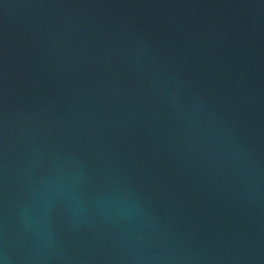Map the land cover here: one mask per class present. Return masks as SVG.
<instances>
[{
    "label": "water",
    "instance_id": "obj_1",
    "mask_svg": "<svg viewBox=\"0 0 264 264\" xmlns=\"http://www.w3.org/2000/svg\"><path fill=\"white\" fill-rule=\"evenodd\" d=\"M0 264H264V0H0Z\"/></svg>",
    "mask_w": 264,
    "mask_h": 264
}]
</instances>
